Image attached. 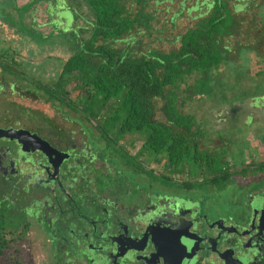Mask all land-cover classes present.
Here are the masks:
<instances>
[{
    "label": "flooded vegetation",
    "instance_id": "flooded-vegetation-1",
    "mask_svg": "<svg viewBox=\"0 0 264 264\" xmlns=\"http://www.w3.org/2000/svg\"><path fill=\"white\" fill-rule=\"evenodd\" d=\"M0 72L5 243L29 233L50 264H264V184L243 191L233 215L210 209L206 196L230 179L249 187L264 178L254 158L215 187L202 169L194 179L176 172L145 154L137 133L97 125L86 111L52 115L17 103L11 94L30 93L17 92L13 70Z\"/></svg>",
    "mask_w": 264,
    "mask_h": 264
},
{
    "label": "trees",
    "instance_id": "trees-1",
    "mask_svg": "<svg viewBox=\"0 0 264 264\" xmlns=\"http://www.w3.org/2000/svg\"><path fill=\"white\" fill-rule=\"evenodd\" d=\"M46 1L48 23L56 33L68 31L72 43L56 79L50 84L32 79V84L48 99L99 117L97 125L117 128L120 134L137 133L142 151L174 165L176 172L192 170L194 179L205 168L206 182L225 184L236 172L237 160L225 164L219 146H200L202 129L192 113L181 110L179 84L193 74L190 93L207 95L220 82L214 76L218 66L234 68L237 55L250 48L257 56L253 73L259 78L252 89L239 94H264V18L250 19L256 17L253 8L262 5L257 12L264 13V0H71L74 5L65 0L73 15L70 24L54 19L46 9L54 0ZM180 19L185 26L176 32ZM54 20L60 24L53 26ZM152 34L156 39L169 36L170 46L153 45ZM143 35L149 43L140 42ZM0 65L27 77L5 60ZM239 72L245 73L244 67ZM27 92L35 94L32 89ZM254 160V171L264 173V158ZM7 246L0 238V253Z\"/></svg>",
    "mask_w": 264,
    "mask_h": 264
},
{
    "label": "rangeland",
    "instance_id": "rangeland-1",
    "mask_svg": "<svg viewBox=\"0 0 264 264\" xmlns=\"http://www.w3.org/2000/svg\"><path fill=\"white\" fill-rule=\"evenodd\" d=\"M46 3V0H0V17L4 18L3 15L9 13V17L13 19L11 24L6 21V26L3 22L4 19L0 18V61L5 60L9 64L15 65V68H21L27 75L26 79L15 75L17 92L32 89L35 93L30 97H20L18 93L11 94L17 103L32 109H41L52 115L58 111L75 115L78 111H74L55 99H48L46 93L31 82L33 79L39 83L50 84L52 80L56 79L72 43L68 31L56 33L50 22L48 23V16L44 11ZM49 3L46 9L55 16L54 19L64 20L66 24H70V17L73 15H71L69 6H65V0H54ZM69 3H72L71 0ZM259 8H262V5ZM259 8L252 9V15L254 13L256 17H251L252 15H246V17H251V20L256 21L259 17L264 18V13L257 12ZM77 21L80 22V19ZM52 24L58 26L60 22L54 20ZM184 26V21L180 19L174 31L178 32ZM169 31L170 28L161 35H168ZM153 35L150 36L153 45L163 49L170 46L167 42L169 36L156 39V34ZM143 36L140 42L149 43L147 36ZM256 59L254 50L247 48L243 56L237 55L235 58L234 68L229 69L220 64L214 73L220 82L213 84L211 91L204 96L190 93V87L195 77L193 74L187 76L185 81L179 84L178 95L183 100L181 110L192 113L202 129L203 136L200 146L207 149L219 146L218 151L224 155L225 164H229L230 159L247 161L253 158H264V94H239L242 90L252 89L251 84L259 78L253 73L258 68L255 63ZM243 67L245 73L240 74L239 72L238 74L237 70ZM69 83L66 89L73 97L75 91L70 88ZM149 157L144 155V158ZM189 167L191 168L190 164ZM201 169L204 172L205 168ZM189 172L192 173V170ZM242 178L241 175L235 174L236 181H241ZM262 184H264L263 177L256 180L254 184H250L252 187L230 179V183L224 187L207 188L206 196L209 208L216 207L217 211L223 215H233L238 210L237 204L241 203L243 191L257 188ZM238 190L241 193L240 196L232 195ZM20 215L22 214L16 213V216ZM30 235L28 233L24 238H17L3 248L0 253V264H50L45 259V254L40 249L38 242L34 238H30Z\"/></svg>",
    "mask_w": 264,
    "mask_h": 264
},
{
    "label": "crops",
    "instance_id": "crops-1",
    "mask_svg": "<svg viewBox=\"0 0 264 264\" xmlns=\"http://www.w3.org/2000/svg\"><path fill=\"white\" fill-rule=\"evenodd\" d=\"M8 13V12H7ZM3 16H5L4 18L3 17H0V18H3L2 20H3V22H5V25L7 26V22L6 21H8L10 24H11V20H13L11 17H9L10 16V14L8 13V14H5V15H3ZM23 33V32H22Z\"/></svg>",
    "mask_w": 264,
    "mask_h": 264
}]
</instances>
